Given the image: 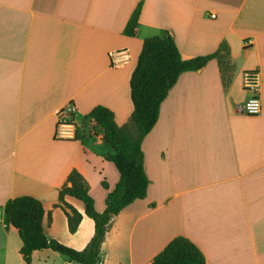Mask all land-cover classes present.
<instances>
[{"label":"crops","instance_id":"0c3cea01","mask_svg":"<svg viewBox=\"0 0 264 264\" xmlns=\"http://www.w3.org/2000/svg\"><path fill=\"white\" fill-rule=\"evenodd\" d=\"M140 1L137 34L127 36ZM165 30L184 58L226 42L232 79L225 88L217 59L180 75L143 141L147 195L111 219L99 264H150L178 235L198 245L206 264H264V0H0V212L11 198H37L46 236L86 247L95 223L66 196L83 215L71 232L59 191L75 168L105 210L120 174L105 162L114 150L88 114L102 105L118 125L128 121L143 41ZM254 70L262 108L249 115L243 72ZM68 105L71 138L58 132ZM21 246L18 230L0 222V264H80L52 249L27 263Z\"/></svg>","mask_w":264,"mask_h":264},{"label":"trees","instance_id":"16d2710c","mask_svg":"<svg viewBox=\"0 0 264 264\" xmlns=\"http://www.w3.org/2000/svg\"><path fill=\"white\" fill-rule=\"evenodd\" d=\"M141 9L142 1L128 19L125 35L137 34ZM212 59H217L223 85L227 88L232 79L233 64L226 42H222L212 53L184 58L168 30L162 35L144 39L130 78L133 111L128 121L118 125L113 111L102 105L94 107L88 114L101 129L103 139L113 148V153L106 155V159L115 164L120 174L116 186L106 196L105 210H96L88 184L75 168L70 171L59 191L57 205L65 211L71 232L77 230L83 215L66 202V196L81 200L85 205V214L95 223L94 235L86 247L78 250L48 238L42 223L44 207L37 198L23 195L5 203L4 224L18 230L22 240L20 252L27 263L32 261L33 252L41 249H52L80 264H99L102 261L101 246L111 219L127 205L147 195L150 179L145 168L143 141L157 123L163 101L183 72L197 71ZM103 186L107 187V183L103 182ZM150 264H206V257L190 238L178 235Z\"/></svg>","mask_w":264,"mask_h":264},{"label":"built area","instance_id":"2783aa9c","mask_svg":"<svg viewBox=\"0 0 264 264\" xmlns=\"http://www.w3.org/2000/svg\"><path fill=\"white\" fill-rule=\"evenodd\" d=\"M116 55L126 54L124 51H118ZM243 87L250 92V96L247 98L245 103L242 106V111L249 115H256L260 113L262 104L259 96L260 88V74L259 71H245L243 72ZM75 110L73 105L66 106L63 110L59 112L60 115L67 114L70 116V120H63L58 122V132L62 137L71 138L74 137L75 129L74 123L72 121V114ZM0 222H4V215L2 216L0 212Z\"/></svg>","mask_w":264,"mask_h":264},{"label":"rangeland","instance_id":"374dc122","mask_svg":"<svg viewBox=\"0 0 264 264\" xmlns=\"http://www.w3.org/2000/svg\"><path fill=\"white\" fill-rule=\"evenodd\" d=\"M105 162H107L108 164H113V166H114V163L111 161H105ZM107 163H105V164H107ZM114 168H116V167L114 166Z\"/></svg>","mask_w":264,"mask_h":264}]
</instances>
